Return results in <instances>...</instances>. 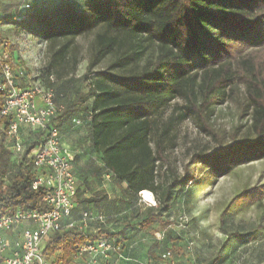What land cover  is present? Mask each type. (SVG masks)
<instances>
[{
    "label": "trees",
    "instance_id": "obj_1",
    "mask_svg": "<svg viewBox=\"0 0 264 264\" xmlns=\"http://www.w3.org/2000/svg\"><path fill=\"white\" fill-rule=\"evenodd\" d=\"M1 13L0 24L11 23L17 31L52 47L49 62L40 71L45 86L53 87L51 69L67 60L70 43L78 36L94 33L88 72L106 55L118 53L107 70L92 73L96 78L89 81L86 93L73 84L72 77L59 88L53 87L57 102L63 105L54 122L79 127L71 122L78 118L87 124L89 152L99 163L93 171L97 178L107 174L122 184L121 202L144 190L155 194L157 205L147 207L145 214L132 213L121 230L109 232L101 225L109 237H121L124 249L131 239L128 226L136 222L141 229H149L164 222L162 215L170 210L176 195L192 184L193 171L203 169L206 178H212L264 157V59L259 60L253 52L264 49V0H25L5 6ZM150 48L154 55L140 68L127 74L112 72L136 65ZM83 79L88 80L87 74ZM16 80L24 85L25 75L16 74ZM238 83L244 85L248 130L211 152L194 153V170H186L169 183L158 182L162 137L174 121L192 116L205 125L214 107L223 103ZM175 98L182 100L179 114L170 115L159 131L158 117ZM4 99L5 93L0 91V110ZM2 124L6 126L5 121ZM153 134L157 135L155 149ZM25 142V152L16 160L0 132V214L7 209L46 208L45 189L31 186L34 170L27 154L35 140L26 138ZM79 158L74 152L73 164ZM81 180L88 188L87 177ZM84 194L79 183L76 211L109 201L104 191L89 197ZM260 198H264V184L236 195L222 212V224L233 206ZM226 236L207 264H216L227 243L243 235L234 232ZM95 238L92 232L56 231L49 235L43 252L55 264ZM160 242L158 238L150 242L146 249L149 258L165 252L159 251Z\"/></svg>",
    "mask_w": 264,
    "mask_h": 264
},
{
    "label": "rangeland",
    "instance_id": "obj_2",
    "mask_svg": "<svg viewBox=\"0 0 264 264\" xmlns=\"http://www.w3.org/2000/svg\"><path fill=\"white\" fill-rule=\"evenodd\" d=\"M24 1L0 0V18L1 10L5 6L19 2L23 4ZM93 41L94 33L78 36L71 41L67 60L51 69L49 82L54 88H59L72 77L73 84L86 93L90 88L89 81L96 78L92 73L107 70L109 64L117 58L116 52L106 55L89 73L88 64L91 60ZM5 42L14 72L19 75L22 73L28 81L44 85V77H41L40 71L48 64L52 47L17 31L11 23L0 24V46ZM253 52L259 60L264 59V49H255ZM153 55L154 51L150 48L136 65L111 71L118 74L130 73L140 68ZM85 74L87 81L83 79ZM19 83L20 80H17L18 85ZM238 84L237 89L231 92L223 103L214 107L205 125L192 116L174 121L169 132L162 137L163 158H160L157 164L158 182L169 183L174 177L183 176L186 170H194L191 162L194 153L211 152L228 143L233 137L239 138L248 130L250 121L244 85ZM181 105L182 100L175 98L162 110L158 117L159 131L170 115L179 114ZM67 127L61 125L60 129L63 130V139L70 144V149L80 155L78 162L73 166L78 183L85 190V197L101 191L109 196V201L99 207H92L90 211L110 217L109 220L115 228L122 229L132 213L138 211L145 214L147 207L157 205L156 196L150 191L148 192L153 202L146 201L142 191L136 198L121 202L122 184L107 174L97 178L93 171V167L99 166V163L89 152L87 124L83 122L79 127ZM156 139L157 135L153 134L154 149ZM193 173L192 184L177 194L170 210L163 213L164 222L155 223L149 229H141L136 222H133L132 227L128 226L127 232L131 239L126 249L133 242L134 245L129 249L130 258L123 261V264H154L158 258H149L146 249L155 238L161 241L159 251H170L173 264H207L227 239L226 233L234 232L243 236L234 237L227 243L216 264L264 263V198L255 201L245 199L238 206H233L223 216V224L221 222L222 212L236 195L264 184V157L238 165L227 174L212 178H206L203 169ZM82 177H87L88 188L82 184ZM254 229L255 231L250 233ZM247 233L250 234L246 235ZM55 257L53 255L51 258Z\"/></svg>",
    "mask_w": 264,
    "mask_h": 264
},
{
    "label": "built area",
    "instance_id": "obj_3",
    "mask_svg": "<svg viewBox=\"0 0 264 264\" xmlns=\"http://www.w3.org/2000/svg\"><path fill=\"white\" fill-rule=\"evenodd\" d=\"M6 47V42L0 46V91L5 93L0 132L16 160L25 152V138L35 140L27 154L34 170L31 186L45 189L46 208L7 209L0 214V264H54L43 252L45 242L51 233L70 229L96 233V238L55 264H118L117 259L126 260L121 237L115 240L101 230L104 215L90 210L75 213L78 183L73 171L74 152L54 122L63 110L55 89L28 80L18 85ZM71 122L73 126L82 124L78 118ZM154 264H173L170 251L160 253Z\"/></svg>",
    "mask_w": 264,
    "mask_h": 264
},
{
    "label": "crops",
    "instance_id": "obj_4",
    "mask_svg": "<svg viewBox=\"0 0 264 264\" xmlns=\"http://www.w3.org/2000/svg\"><path fill=\"white\" fill-rule=\"evenodd\" d=\"M74 165V164H73ZM73 171H74V166H73ZM74 174H75V172H74ZM76 180H77V177H76ZM77 183H78V180H77ZM79 184V183H78ZM84 196H85V194H84ZM76 207V206H75ZM81 212V210H75V213L76 214H79ZM97 213H99V212H97ZM102 214V213H101ZM102 215H104V214H102ZM105 216V215H104ZM109 218L110 217H106L105 216V222H104V228L106 229V230H108L109 232H117V231H119V230H121V229H116L115 228V226L112 224V221H110L109 220ZM135 240V239H134ZM133 240V241H134ZM134 245V242L133 243H131V244H129V248L128 249H126V247H125V249H124V253H126V257H127V259L126 260H128L130 257L128 256L129 255V249L132 247ZM128 250V251H127ZM147 255V254H146ZM114 259H115V257H114ZM126 260H123V259H117L116 261L118 262V263H120V264H123V261H126Z\"/></svg>",
    "mask_w": 264,
    "mask_h": 264
},
{
    "label": "bare ground",
    "instance_id": "obj_5",
    "mask_svg": "<svg viewBox=\"0 0 264 264\" xmlns=\"http://www.w3.org/2000/svg\"><path fill=\"white\" fill-rule=\"evenodd\" d=\"M142 194H143L146 201L153 202L151 194L147 190L142 191Z\"/></svg>",
    "mask_w": 264,
    "mask_h": 264
}]
</instances>
